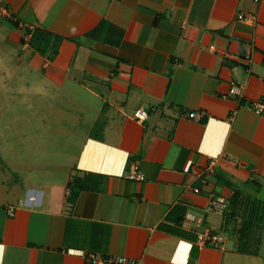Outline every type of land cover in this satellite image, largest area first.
Wrapping results in <instances>:
<instances>
[{
    "label": "crops",
    "instance_id": "0c3cea01",
    "mask_svg": "<svg viewBox=\"0 0 264 264\" xmlns=\"http://www.w3.org/2000/svg\"><path fill=\"white\" fill-rule=\"evenodd\" d=\"M0 40L32 48L48 87L93 97L88 125L64 129L74 154L53 188L1 189L0 264H264V0H0ZM133 163L144 180L127 178ZM86 173L90 189L68 185Z\"/></svg>",
    "mask_w": 264,
    "mask_h": 264
},
{
    "label": "rangeland",
    "instance_id": "374dc122",
    "mask_svg": "<svg viewBox=\"0 0 264 264\" xmlns=\"http://www.w3.org/2000/svg\"><path fill=\"white\" fill-rule=\"evenodd\" d=\"M11 34L23 47L25 40ZM0 47V191L18 188L22 195L28 187L49 185V192L73 159L71 135L64 129L88 125L83 120L92 114L78 119V110L88 106L84 99L93 97L79 84L54 88L44 84L43 78L33 75L34 67L29 69L34 63L29 58L32 48L29 52L22 48L16 56L5 41L0 40ZM96 108L100 109L99 102L91 111Z\"/></svg>",
    "mask_w": 264,
    "mask_h": 264
},
{
    "label": "built area",
    "instance_id": "2783aa9c",
    "mask_svg": "<svg viewBox=\"0 0 264 264\" xmlns=\"http://www.w3.org/2000/svg\"><path fill=\"white\" fill-rule=\"evenodd\" d=\"M243 14L239 15V19H243ZM247 60H250V56L248 55L246 57ZM240 88L241 86L238 84H232L231 92L234 94H240ZM264 107V104L262 102L255 104V110L261 111ZM202 113V112H201ZM203 114V113H202ZM135 118L139 120L140 122L145 121L148 118V111L145 107L138 108L135 111ZM199 114L197 112H193L191 114V117L198 119ZM212 170V164L207 167L203 172H211ZM127 178L131 180H144L145 174L143 171L140 170L138 165L136 163H133L130 166V169L128 170L126 174ZM206 181V179H204ZM194 191L199 192L200 188H194ZM227 202L224 198H218V199H212L210 201V207L213 210H223L226 206ZM192 219H195L194 216L190 217ZM209 240V237H206V234H201L198 238L199 243H207ZM210 243H212L215 247L222 246V237L220 235H215L210 238ZM82 255H85L86 258L89 260L91 264H136V261L133 258L127 257V256H121V255H104L96 252H90V253H84L80 252Z\"/></svg>",
    "mask_w": 264,
    "mask_h": 264
},
{
    "label": "trees",
    "instance_id": "16d2710c",
    "mask_svg": "<svg viewBox=\"0 0 264 264\" xmlns=\"http://www.w3.org/2000/svg\"><path fill=\"white\" fill-rule=\"evenodd\" d=\"M50 38V33L44 30H37L33 33L30 43L34 49L44 53L45 51H47ZM97 176L98 175L92 173H86L83 177L72 176L71 181L68 183V185L71 186L77 184L79 186V190L90 189V187L95 184L94 180L98 178Z\"/></svg>",
    "mask_w": 264,
    "mask_h": 264
}]
</instances>
